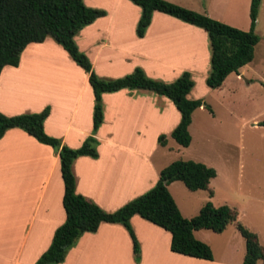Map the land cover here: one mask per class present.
<instances>
[{"label":"crops","instance_id":"1","mask_svg":"<svg viewBox=\"0 0 264 264\" xmlns=\"http://www.w3.org/2000/svg\"><path fill=\"white\" fill-rule=\"evenodd\" d=\"M83 1L88 7L107 12V16L84 28L75 38L101 79L116 80L141 68L152 79L173 83L183 73L195 70L194 66H200L207 81L212 49L205 30L155 12L145 36L140 38L137 27L142 9L130 0ZM168 1L182 7L189 6L181 1H189L200 7L199 0ZM204 7V15L220 19L211 12L209 3ZM242 27L245 31L251 29V17L250 23L243 21ZM255 32L262 38L256 49L260 46L264 55V0L259 7ZM186 41L191 45H185ZM47 45L56 47L43 49ZM34 47L41 52L28 53ZM48 50L56 52L57 57L51 58ZM255 61L256 50L254 60L239 74L228 76L219 89L208 88L223 92L229 80L244 79ZM23 88L28 89L24 92L29 98L7 99L12 89ZM194 89L188 95L190 100ZM94 106L89 75L50 37L44 43L30 44L22 53L18 67L6 66L1 72L0 112L14 117L50 108L46 133L71 149H79L93 135ZM202 109L206 108H199ZM103 111L104 122L95 136L100 142L99 158H78L73 173L77 193L113 213L157 184L161 172L169 166H160L157 154L162 149L172 150L169 136L179 125L181 114L167 97L129 89L104 94ZM162 135L168 136L166 146L159 143ZM175 183L169 185V191ZM64 193L61 161L53 147L21 129L8 130L0 140V264L38 262L50 248L56 230L66 222ZM12 200L20 201L18 209L12 207ZM131 226L141 248L139 263L126 227L102 223L96 233L83 234L60 264H215L214 260L173 253L172 234L139 215L131 219Z\"/></svg>","mask_w":264,"mask_h":264},{"label":"trees","instance_id":"2","mask_svg":"<svg viewBox=\"0 0 264 264\" xmlns=\"http://www.w3.org/2000/svg\"><path fill=\"white\" fill-rule=\"evenodd\" d=\"M130 1L142 9L137 27L140 38L145 36L155 12L167 14L208 33L212 56L211 73L206 82L213 90L221 88L228 76L239 74L255 58L256 47L262 39L255 32L261 0H252L249 31L240 30L166 0ZM105 16V10L88 7L83 0H0V75L6 66H19L21 55L30 44L44 43L50 37L89 75L95 96L93 135L79 149H71L63 145L60 139L46 133L45 121L50 115V108L41 113L14 117L0 112V140L8 130L21 129L40 143L53 147L61 161L66 222L56 230L50 248L36 264L63 263L81 236L96 233L102 223L122 224L126 227L134 243L135 260L139 263L141 248L131 226V219L136 215L172 234L173 253L207 261L214 260L213 251L208 244L195 237V231L210 230L222 234L231 224H236L246 241L243 264L264 263V246L256 233L239 222V212L236 209L227 205L215 207L212 202H207L196 217L187 219L182 215L169 191V185L180 181L191 192L210 191L213 196L210 184L217 177V171L203 163L173 162L161 172L159 181L150 191L113 213L104 211L77 193L73 173L75 160L84 156L99 158V141L95 136L104 122V94L125 89L146 90L170 99L181 114V121L171 136L184 148L190 147L192 142L190 126L194 112L205 107L214 113L212 107L203 100L188 98L195 87L190 72L183 73L173 83L152 79L141 68L116 80L101 79L95 73L89 57L80 50L75 38L84 28ZM261 126L264 127V122ZM159 143L166 146L167 136H160Z\"/></svg>","mask_w":264,"mask_h":264},{"label":"rangeland","instance_id":"3","mask_svg":"<svg viewBox=\"0 0 264 264\" xmlns=\"http://www.w3.org/2000/svg\"><path fill=\"white\" fill-rule=\"evenodd\" d=\"M181 2L189 6L183 7L198 10L196 12L201 14L206 3H209L211 12L220 18L216 20L240 30H243V21L250 23L252 0H199L200 7L189 1ZM259 32H262L261 28ZM184 37L189 36H181ZM185 45L191 43L186 41ZM42 47L53 49L56 46ZM184 47L187 50V46ZM31 49L28 53L41 52L37 47ZM196 50L201 54L200 48ZM50 53L53 59L58 55L48 50L49 56ZM194 68L191 73L196 86L190 98L203 100L212 107L215 116L208 109L195 111L190 128V147L180 146L169 136V148L172 150H159L156 161L160 166H168L176 161H194L215 169L218 177L210 184L213 196L210 191L191 192L182 182L173 184L170 192L182 215L187 219L196 217L207 202H212L215 207L231 206L239 212V222L256 233L264 246V127L261 126L264 122V55L259 46L256 61L246 72V77L238 82L229 80L223 92L209 89L203 68ZM24 90L26 92L28 89H12L7 99L24 101L30 97ZM19 206L20 201L12 200L14 209ZM196 238L211 247L215 264H243L245 239L235 225H231L223 234L198 231Z\"/></svg>","mask_w":264,"mask_h":264}]
</instances>
